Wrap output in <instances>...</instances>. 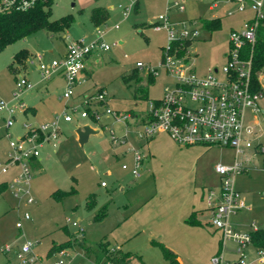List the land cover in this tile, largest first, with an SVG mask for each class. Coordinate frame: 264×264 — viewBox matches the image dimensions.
Returning a JSON list of instances; mask_svg holds the SVG:
<instances>
[{
  "label": "rangeland",
  "instance_id": "374dc122",
  "mask_svg": "<svg viewBox=\"0 0 264 264\" xmlns=\"http://www.w3.org/2000/svg\"><path fill=\"white\" fill-rule=\"evenodd\" d=\"M53 1L52 21L74 19L67 30L59 33L40 30L0 51V102L16 105L13 97L16 79L26 76L33 85L32 90L22 95L27 110L16 113L10 129L6 128V113L0 112V167L5 166L13 153L10 140L24 136L25 123L35 126L51 123L67 107L74 120H62L55 145L48 143L40 149L44 158L42 167L32 169L29 187L33 202L16 197L11 188L17 167L11 166L6 174H0V185H4L0 190V264H19L16 253L27 241L34 244L31 256L38 259L34 264H56L61 260L65 264H105L101 243L111 250L131 253L133 264H211L212 258L223 250V236L211 225L206 195L209 190L220 189L222 181L215 169L218 165H233L235 150L203 145L181 147L167 134L148 140L140 138L142 126L116 121L104 111L109 107L119 116L132 113L145 116L150 101L162 98L164 89L174 86L175 79L161 67L169 40L166 29L156 30L153 25L160 16L171 23L185 21L188 28L198 27L200 35L189 49V61L198 76L219 69V78L223 79L231 33L242 32L255 13L249 6L237 10L232 0H180L185 7L183 12L171 9L175 0ZM107 3L114 9H108V21L96 28L91 22V10L99 5L106 8ZM214 3H218L217 7L210 10ZM211 17L221 18L215 29L206 26L205 20ZM194 20L196 25L192 24ZM98 31L111 50L100 51L92 58L88 72L78 76L85 81L75 85L69 100L64 99L67 81L62 74L57 72L43 81L38 65L61 62L72 42L80 39L92 42L99 36ZM23 50L28 51L29 62L34 61L35 65L30 63L28 72L26 68L14 73L12 68L20 67L15 56ZM96 57L100 62L97 63ZM137 62H142L145 70L139 69ZM149 67L157 71L154 78H150ZM261 72L264 76V68ZM123 76L128 78L125 80ZM99 90L105 94L107 104L99 107L103 113L98 121L90 116L82 119L78 112L72 111L85 96ZM261 101L264 102V92ZM248 112V121L253 123L257 119L261 124L263 140L264 114L255 113L254 118L253 112ZM84 125L99 133L90 135L82 147L76 130ZM138 150L143 160L140 175L136 176L132 173L133 154ZM124 165L128 168L123 169ZM252 166L248 173L234 177L235 190L245 208L231 214L229 223L241 233L264 228L262 158H253ZM59 191L67 194L59 197ZM93 196L94 210L89 211L87 203ZM104 206L108 215L96 222L94 213ZM193 210L202 213V225L187 222ZM25 213L30 220H22ZM19 221L23 223L21 229L17 227ZM76 240H84V247L73 245ZM64 243L68 244L63 249L64 256L59 250L51 253ZM8 245L12 251L6 254L2 249ZM164 246L178 255L176 260L166 254ZM234 249V244L227 241L223 250L232 262L238 259ZM245 252L251 253V248Z\"/></svg>",
  "mask_w": 264,
  "mask_h": 264
},
{
  "label": "built area",
  "instance_id": "2783aa9c",
  "mask_svg": "<svg viewBox=\"0 0 264 264\" xmlns=\"http://www.w3.org/2000/svg\"><path fill=\"white\" fill-rule=\"evenodd\" d=\"M37 0H0V12L12 7L26 10L31 8ZM243 11L247 6L255 13L254 19L244 24L242 32L232 31L230 36V52L226 55V63L223 67L224 78L220 79L219 69L210 70L208 75L198 76L192 67L189 57L192 44L200 35L198 27L188 28L187 22L179 21L171 23L167 17L160 16L154 22L156 30H167L169 45L161 67L165 68L170 76L175 79L173 87H166L162 98L150 101L149 111L145 116L127 114L119 116L109 107L105 113L111 115L116 121L142 126L139 132L140 138L152 139L160 133H167L172 140L181 147L203 145L206 147H222L235 150L234 163L231 166L218 165L216 173L221 177V186L218 191L209 190L206 195L208 209L211 214V225L222 232L223 250L227 241L234 244V252L238 253V259L232 262L221 254L211 260V264H264V249L252 247L250 233L235 231L229 223L231 214L245 208L240 200L239 192L234 187V177L247 173L253 166V158H262L264 166V140H260L262 133L257 126L248 121L247 112L260 113L263 89H258L254 84V49L257 44V34L264 21V0H232ZM183 12L185 7L180 0H175L171 9ZM229 12V15H232ZM193 25L197 21H192ZM96 40L89 42L80 39L72 42L61 62L54 61L51 65L39 64L41 79L48 81L60 72L67 81V90L63 98L69 100L73 96L75 85L85 80L79 79V74L86 71V61L90 56L100 51H109L111 46L102 41V34ZM249 48V51L247 50ZM182 51H184L182 53ZM127 56V55H126ZM41 62V56L37 57ZM34 64V61H30ZM139 69L145 70L142 62H137ZM153 76L157 71L148 68ZM16 91L13 94L16 105L4 101L0 102V112H5L6 128L10 129L15 124L16 113L26 111L27 106L23 102L22 95L33 89V85L26 76L16 80ZM107 104L105 94L99 90L96 94L85 96L80 105L72 107L73 112H78L82 119L92 117L98 121L102 113L101 105ZM108 106V105H107ZM80 107H83L80 110ZM249 113V112H248ZM131 119L129 122L128 120ZM72 122L73 113L67 107L62 116H57L51 123H43L38 126L25 123L24 136L17 141L10 140L9 146L12 154L9 155L5 166L0 167V174H6L9 167H17L18 171L13 178L11 188L15 196L21 200L25 197L28 203L33 202L29 187L32 179V165L34 159L39 158L40 149L48 143H53L59 138L61 132L60 123ZM11 139V134L7 132ZM113 138V141H116ZM55 145V144H54ZM134 167L132 173L140 175V166L143 155L134 151ZM126 165L123 169H127ZM16 187V189H15ZM102 187H106L102 183ZM25 213L22 220H30ZM76 226L77 224L74 223ZM17 227H23L22 221ZM257 230V229H256ZM34 244L25 242L16 253L19 264H34L37 257L31 256ZM251 248V253L245 250ZM2 251L10 253L11 246H5ZM65 251H60L64 256ZM250 255H255L254 260ZM56 264H65L59 261Z\"/></svg>",
  "mask_w": 264,
  "mask_h": 264
},
{
  "label": "trees",
  "instance_id": "16d2710c",
  "mask_svg": "<svg viewBox=\"0 0 264 264\" xmlns=\"http://www.w3.org/2000/svg\"><path fill=\"white\" fill-rule=\"evenodd\" d=\"M53 0H37L36 3L29 9L22 10L12 7L8 10L0 12V51L6 49L9 45L22 40L33 33L40 30H46L51 33H59L67 30L74 19L70 17H65L61 20L52 21V5ZM108 19V13L104 8L97 7L91 10V22L97 28L105 24ZM217 22L215 20L206 22L208 28L215 27ZM215 29V28H212ZM249 51V48L247 49ZM184 51H182L183 53ZM29 53L26 50L21 51L15 56V61L20 66L19 68H12L14 73H20L27 68V60ZM264 67V21L257 34V44L254 49V84L255 87L261 89L258 82V72ZM150 78H154L150 74ZM127 76H123L126 80ZM17 80V79H16ZM4 188V185H0V190ZM67 194V192L59 191L58 195ZM95 196L91 197L87 203V209L89 211L94 210ZM94 203V204H93ZM94 220L96 222H101L108 215L107 206L102 207L98 212L94 213ZM191 225H202L198 218V212H193L187 221ZM208 224V223H207ZM251 245L252 247L258 249H264V228L250 231ZM71 241H69V244ZM161 244V243H160ZM73 245H81L84 247V240H76ZM162 245V244H161ZM68 246L67 243L61 244L60 246L54 247L51 253L56 250L63 251L64 247ZM88 249V248H85ZM101 249L106 254L105 264H133L132 254L129 252H122L121 250H111L106 246V243H101ZM166 254L172 257L174 260L177 259L178 255L172 250L166 248Z\"/></svg>",
  "mask_w": 264,
  "mask_h": 264
},
{
  "label": "crops",
  "instance_id": "0c3cea01",
  "mask_svg": "<svg viewBox=\"0 0 264 264\" xmlns=\"http://www.w3.org/2000/svg\"><path fill=\"white\" fill-rule=\"evenodd\" d=\"M99 1H102V0H93V2L94 3H98ZM111 4L110 3H107V6L108 7H106V8H104V7H102V6H96V7H93V8H97V7H101V8H104L106 11H107V13H108V19H109V12H108V9L110 8V9H114L113 7H109ZM217 5H218V3H214V4H212L210 7H209V9L210 10H213V9H215L216 7H217ZM92 8V9H93ZM109 9V10H110ZM173 9H175V8H173ZM108 19H107V21H108ZM220 17H211V19H206L205 21L206 22H208V21H213V20H215L216 22H219L220 23ZM106 21V22H107ZM217 26H215V27H212V28H216ZM95 55H97L98 56V54L97 53H95V54H93L92 56H90L89 58H88V60L86 61V71H85V73H87L88 72V68H87V66H88V64L91 62V60H92V58L95 56ZM98 57H96V61H97V63L98 62H100L99 61V59H97ZM225 59H226V56H225ZM29 64H30V62H29V59L27 60V72H28V70H29ZM31 65H35V64H31ZM264 68V67H263ZM262 68V69H263ZM262 69H261V71H262ZM39 70V69H38ZM258 72V82H259V85L261 86V88L263 89L264 88V86H263V78H264V76L263 75H261V73L262 72ZM40 72V71H39ZM263 91H264V89H263ZM84 95V94H83ZM84 97V96H83ZM260 107H261V111H260V113L261 114H264V102L263 101H261V104H260ZM253 117H254V115H253ZM255 118V117H254ZM256 121H254L253 123H252V121H250L252 124H254V125H256L257 126V129L262 133V136H261V138H260V140H262V138H263V129H262V126H261V124L259 123V121H257V119H255ZM161 134H167V133H160V135ZM159 135V134H158ZM168 135V134H167ZM169 136V135H168ZM154 138V137H153ZM171 138V137H170ZM172 139V138H171ZM264 140V139H263ZM262 140V141H263ZM206 147V146H205ZM209 148H211V147H209ZM209 149H207L206 151H208ZM43 160H44V158H43V155H41L40 154V156H39V158H37V159H34V160H32V162H31V165H32V168L33 169H36V168H41L42 167V163H43ZM249 172V171H248ZM247 172V173H248ZM246 174V173H245ZM15 175H16V173H15ZM15 177V176H14ZM250 179H252V177H250ZM6 184V183H5ZM8 185V184H7ZM196 210H193L192 212H191V214L193 213V212H195ZM196 212H198V218H199V221H201V212L200 211H196ZM190 214V215H191ZM190 217V216H189ZM162 237V236H161ZM163 238H164V236H163Z\"/></svg>",
  "mask_w": 264,
  "mask_h": 264
},
{
  "label": "water",
  "instance_id": "95a60500",
  "mask_svg": "<svg viewBox=\"0 0 264 264\" xmlns=\"http://www.w3.org/2000/svg\"><path fill=\"white\" fill-rule=\"evenodd\" d=\"M76 133L78 136V142L83 147L88 142L90 135L98 134L99 130L92 128L90 125H84L83 127H79L76 130Z\"/></svg>",
  "mask_w": 264,
  "mask_h": 264
}]
</instances>
